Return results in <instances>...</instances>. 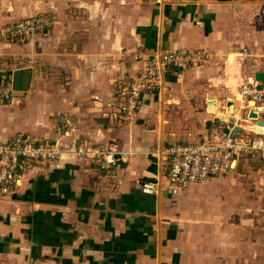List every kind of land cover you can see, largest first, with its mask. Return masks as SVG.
Listing matches in <instances>:
<instances>
[{
	"label": "crops",
	"instance_id": "obj_1",
	"mask_svg": "<svg viewBox=\"0 0 264 264\" xmlns=\"http://www.w3.org/2000/svg\"><path fill=\"white\" fill-rule=\"evenodd\" d=\"M40 12L53 14L49 35L4 36L6 24ZM163 50L202 60L170 69L131 120L121 80ZM257 71L264 0H0V77L14 89L0 101V141L24 132L65 151L74 133L62 129L65 115L84 142L116 141L125 152L109 168L67 153L28 164L0 196V264H264L262 153L177 193L150 154L219 124L264 139V108L252 119L239 93ZM144 180L164 189L145 194Z\"/></svg>",
	"mask_w": 264,
	"mask_h": 264
},
{
	"label": "built area",
	"instance_id": "obj_2",
	"mask_svg": "<svg viewBox=\"0 0 264 264\" xmlns=\"http://www.w3.org/2000/svg\"><path fill=\"white\" fill-rule=\"evenodd\" d=\"M53 24L51 15L40 12L15 20L2 31L9 39H22L36 33L47 36ZM141 60L144 65L140 73L133 80L122 84L125 96L123 109L131 120L138 114L142 97L146 93L160 91L164 75L170 69L188 70L200 63L202 57L201 53L195 51L163 50L142 57ZM13 93L12 85L0 77V101L10 102ZM239 93L248 107L253 108L257 114L264 108V83L261 81L255 79L245 82L239 86ZM248 115L250 116V111ZM61 127L74 130L70 148L65 151L54 144L41 143L24 132L0 141V196L11 194L28 164L53 160L64 153L91 158L103 168H109L125 160V152L116 141L109 144L84 142L78 129L72 127V121L68 116L61 117ZM236 129L235 126L224 127L219 124L201 141L194 138L192 141L169 144L151 151V156L166 169L169 185L167 191L177 193L191 184H204L213 176L226 174L236 168L242 156H255L259 153L264 155V139L242 135ZM162 188L158 180H144L141 185L142 192L150 195L157 194L164 189Z\"/></svg>",
	"mask_w": 264,
	"mask_h": 264
},
{
	"label": "water",
	"instance_id": "obj_3",
	"mask_svg": "<svg viewBox=\"0 0 264 264\" xmlns=\"http://www.w3.org/2000/svg\"><path fill=\"white\" fill-rule=\"evenodd\" d=\"M21 75H22V70H17L14 73V84H15V88H17V89L19 88V81H20ZM255 78L257 80L261 81L262 83H264V71H257L255 73ZM250 117L258 118V114L254 109L250 110ZM218 119L222 120V121L229 122V123L234 122L233 116H220V117H218ZM261 122H263L262 124H264V121H261ZM236 130H240V127L237 128ZM259 130L261 132H263L264 131V125H260Z\"/></svg>",
	"mask_w": 264,
	"mask_h": 264
},
{
	"label": "rangeland",
	"instance_id": "obj_4",
	"mask_svg": "<svg viewBox=\"0 0 264 264\" xmlns=\"http://www.w3.org/2000/svg\"><path fill=\"white\" fill-rule=\"evenodd\" d=\"M46 13H48V12H46ZM49 13H51V12H49ZM49 13H48V14H49ZM49 15H51V18H52V20L54 21L53 14H49ZM107 20H109V19H107ZM107 20H106V21H107ZM12 22H13V21H12ZM12 22H10V23H12ZM10 23H8V24H10ZM8 24H6V25H8ZM4 26H5V25H4ZM2 29H3V28H2ZM4 36H5V35H4ZM5 37H6V36H5ZM6 38H7V37H6ZM7 39H9V38H7ZM11 40H12V39H11ZM134 53H135V52L125 53V55H126V56H125V59H126V60H129V59H133V58H134V59L138 60V58H135V57H134ZM140 71H141V70H140ZM139 73H140V72H139ZM139 73H138V74H139ZM138 74H137V75H138ZM122 80H123V81H122ZM122 80H121V82H122L121 84H123V82H125V81L133 80V79L124 78V79H122ZM120 89H121L122 92H123L122 86H121ZM123 112H124V115L128 117V114H127V112H126L124 109H123ZM248 158H255V157H253V156H251V155H248Z\"/></svg>",
	"mask_w": 264,
	"mask_h": 264
}]
</instances>
